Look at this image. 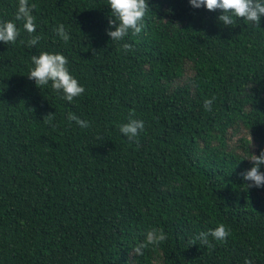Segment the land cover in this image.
<instances>
[{"label": "trees", "instance_id": "trees-1", "mask_svg": "<svg viewBox=\"0 0 264 264\" xmlns=\"http://www.w3.org/2000/svg\"><path fill=\"white\" fill-rule=\"evenodd\" d=\"M147 3L141 33L112 41L108 0H29L32 34L0 0L20 31L0 42V264H264V187L241 175L264 149V16L226 26L220 9ZM42 51L68 58L81 96L29 79ZM221 223L226 242L191 245ZM153 227L167 239L135 254Z\"/></svg>", "mask_w": 264, "mask_h": 264}, {"label": "clouds", "instance_id": "clouds-1", "mask_svg": "<svg viewBox=\"0 0 264 264\" xmlns=\"http://www.w3.org/2000/svg\"><path fill=\"white\" fill-rule=\"evenodd\" d=\"M194 8L206 7L209 11L222 10V14L217 17L224 25L231 26L236 23L235 18H242L248 22L259 26L261 17L264 16V0H189ZM111 8L112 19H109V29L107 34L112 41H122L128 35L129 31L133 35L141 33L144 27V17L149 11L147 0H108ZM35 4H29V0H19L18 10L15 15L17 21H23L24 29L29 33L36 31V16L33 15ZM115 26V30H112ZM57 35L66 43L69 40V33L63 24L54 29ZM20 31L15 22L11 20H0V42L5 44L15 43ZM40 36H32L28 41V46H35ZM132 48L129 43H123L122 49L128 51ZM34 67L30 69L29 79H33L38 87L46 86L51 82V88L57 93L62 92L63 98L71 102L75 97L81 96L85 92V88L79 83L69 71L68 58L59 52L42 51L38 56L31 57ZM214 99V98H213ZM212 100L204 101V108L211 111ZM69 121H75L80 127H89V122L83 120L73 113L68 114ZM54 119V113L47 114L43 120L51 123ZM145 122L141 119L130 118L126 123L120 125V132L128 137L129 141L136 140L139 134L144 130ZM138 144V140H136ZM253 166L241 173L245 181L250 183L246 186L264 187V172L260 171V166L264 165V149L259 155L251 153L249 158ZM230 234L223 223L214 229L201 231L196 235L192 242L195 244L199 240L201 244L209 247V236L216 241L226 242ZM167 236L162 228L153 227L149 229L145 238L132 251L135 254L142 255L143 250L149 246H159L160 242L165 241ZM245 264H252L250 260H245Z\"/></svg>", "mask_w": 264, "mask_h": 264}]
</instances>
